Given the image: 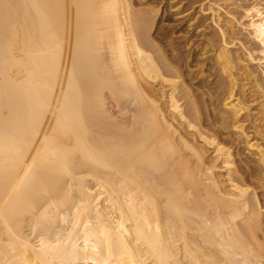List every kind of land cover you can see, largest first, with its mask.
Wrapping results in <instances>:
<instances>
[{
	"label": "bare ground",
	"instance_id": "bare-ground-1",
	"mask_svg": "<svg viewBox=\"0 0 264 264\" xmlns=\"http://www.w3.org/2000/svg\"><path fill=\"white\" fill-rule=\"evenodd\" d=\"M138 1L0 0V264H264V0L184 6L201 93Z\"/></svg>",
	"mask_w": 264,
	"mask_h": 264
},
{
	"label": "rangeland",
	"instance_id": "rangeland-1",
	"mask_svg": "<svg viewBox=\"0 0 264 264\" xmlns=\"http://www.w3.org/2000/svg\"><path fill=\"white\" fill-rule=\"evenodd\" d=\"M138 2L151 5H160L159 27L155 30L154 36L158 38L159 34L162 33L165 36L164 41L167 43L169 52H171L173 55L180 52L184 56V59L189 62V67H185V71L188 74L187 82L193 84V87L197 93H201L204 90L202 87L207 75L214 71L212 68V60L209 58L211 52L206 53L203 43L205 40V34L208 32H213L215 28L212 27L209 15L202 14L200 11L201 7L188 10L186 13L180 12L184 9V6L198 4L202 5L203 2L194 4L191 3V0H139ZM229 3L222 1L220 2L223 7L222 13H225L226 10L231 7H236H229ZM241 3L242 5L245 4V2ZM235 5H237V3ZM235 14L237 19L242 21V14H244L242 8L235 10ZM190 19L191 21H189ZM197 23H203L204 26L196 29L195 27ZM235 31L239 37H241L242 41L245 42L246 46L254 45L253 41L247 37V33L238 23L235 25ZM175 47L176 49H174ZM237 47L241 54L245 53L244 48L240 44H238ZM206 48L207 50L209 49L208 47ZM259 76L261 77V82L263 83L264 87V76L260 70ZM213 77L214 75L208 78L210 79V83L213 82ZM243 83L247 84V88H250L247 92L251 91V89H255L251 80L243 79ZM250 94H254V98H257L258 96L256 92H252ZM250 94H248L249 98H251ZM205 97L207 98V96ZM259 102V100H256L251 104L253 112L256 114L257 122H260L262 118ZM254 181L255 185H258V180L254 179ZM258 191L261 195V191L263 190L262 188H259Z\"/></svg>",
	"mask_w": 264,
	"mask_h": 264
}]
</instances>
